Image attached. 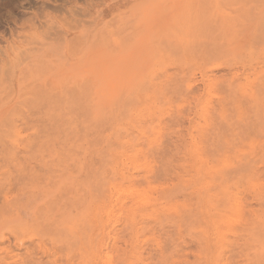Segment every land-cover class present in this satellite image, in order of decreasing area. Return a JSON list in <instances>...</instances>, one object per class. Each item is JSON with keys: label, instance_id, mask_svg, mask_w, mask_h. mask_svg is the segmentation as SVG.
Masks as SVG:
<instances>
[{"label": "rangeland", "instance_id": "374dc122", "mask_svg": "<svg viewBox=\"0 0 264 264\" xmlns=\"http://www.w3.org/2000/svg\"><path fill=\"white\" fill-rule=\"evenodd\" d=\"M0 3V264H264V0Z\"/></svg>", "mask_w": 264, "mask_h": 264}, {"label": "bare ground", "instance_id": "6f19581e", "mask_svg": "<svg viewBox=\"0 0 264 264\" xmlns=\"http://www.w3.org/2000/svg\"><path fill=\"white\" fill-rule=\"evenodd\" d=\"M1 1V0H0ZM1 4V3H0ZM151 182V181H150ZM6 197H7V194H6ZM15 198H17V197H15ZM12 199V198H11ZM19 199V198H18ZM18 199H15V200H18ZM12 202V203H11ZM11 202H10V200L9 199H5V201H4V206L2 207L3 209V211H2V215H3V220H2V223L3 224H7V223H9V222H11L12 220H18V218H20L21 217V211H22V209H20L21 208V206H19L18 205V203L17 204H15L14 206H13V203L15 202H13V200H11ZM24 202V201H23ZM23 202H21V203H23ZM29 201H27V203H28ZM35 202H37V201H34V203ZM31 203H33V202H31ZM34 203L33 204H31V205H33L34 206ZM26 205H28V204H26ZM31 205H29L30 207H32ZM22 206H23V204H22ZM25 208L27 207V206H24ZM33 208V207H32ZM31 208V209H32ZM24 209V208H23ZM29 209V208H28ZM34 209V208H33ZM33 209H32V212H33ZM24 210H26V209H24ZM32 212H31V214H32ZM35 212H36V210H35ZM23 213V212H22ZM30 213V212H29ZM28 213V214H29ZM28 214H27V216H28ZM23 216H25V215H23ZM30 216V215H29ZM33 216V215H32ZM110 219H112V217H109V218H106L103 222L104 223H106V222H108ZM32 221V220H31ZM18 222H19V220H18ZM20 223V222H19ZM20 224H22V221H21V223ZM47 225V224H46ZM32 226V225H31ZM3 227V226H2ZM17 232H19V231H17ZM13 235V238H17V233H13L12 234ZM104 249H102V250H100V253H104ZM94 255H96V253H93V252H91L90 254H89V259L88 260H90V262H91V260L93 259V256ZM81 259H83V260H79L78 262H77V264H88V262L87 261H85L84 260V257L82 256L81 257ZM75 262L74 261H67V262H65V264H74Z\"/></svg>", "mask_w": 264, "mask_h": 264}]
</instances>
